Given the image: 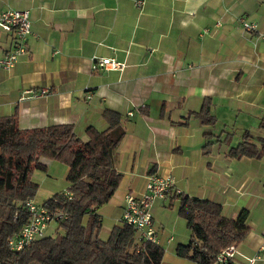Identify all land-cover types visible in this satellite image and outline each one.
Here are the masks:
<instances>
[{"label": "crops", "instance_id": "0c3cea01", "mask_svg": "<svg viewBox=\"0 0 264 264\" xmlns=\"http://www.w3.org/2000/svg\"><path fill=\"white\" fill-rule=\"evenodd\" d=\"M8 8L29 11L31 34L14 66L0 70V116L17 110L20 128L71 124L86 140L87 127H107L104 109L121 115L125 133L114 156L121 180L96 209L100 238L120 225L126 193H142L148 174L170 173L180 193L219 203L229 218L247 209L241 257L228 264L256 253L264 231V152L230 151L245 137L257 149L264 144V0H145L141 10L134 0H0V11ZM241 18L258 31L245 30ZM13 42L12 32L0 31V55ZM102 57L125 66L93 71V59ZM40 88L49 93H25ZM205 102L210 123L194 114ZM237 125L238 143L229 130ZM179 201L170 194L152 206L161 264H196L176 253L190 238Z\"/></svg>", "mask_w": 264, "mask_h": 264}, {"label": "trees", "instance_id": "16d2710c", "mask_svg": "<svg viewBox=\"0 0 264 264\" xmlns=\"http://www.w3.org/2000/svg\"><path fill=\"white\" fill-rule=\"evenodd\" d=\"M206 106L203 103L194 114L210 123ZM101 115L107 127L102 131L87 127L86 140L74 133L71 124L20 128L17 110L0 116V264H161L163 249L141 239L130 225H116L106 239L99 237L102 220L96 209L109 201L121 180L114 156L125 133L118 112L104 109ZM263 152L264 144L257 149L245 137L230 154L258 157ZM49 160L68 166L66 191L42 203L67 216L58 222L63 233L44 236L21 252H10L7 239L27 222L25 202L34 198L38 189L32 173L46 170ZM178 196V215L186 221L190 237L177 247L179 257L196 264H217L221 250L246 238L250 229L247 209L229 218L215 201L182 193Z\"/></svg>", "mask_w": 264, "mask_h": 264}, {"label": "built area", "instance_id": "2783aa9c", "mask_svg": "<svg viewBox=\"0 0 264 264\" xmlns=\"http://www.w3.org/2000/svg\"><path fill=\"white\" fill-rule=\"evenodd\" d=\"M135 7L141 10L145 0H134ZM240 22L243 28L250 32H256L257 24L248 22L241 18ZM0 31L12 32L14 42L12 48L5 54L0 55V70H10L19 56L26 51L25 42L31 34V22L28 10L8 8L0 11ZM264 38V35H262ZM125 66L124 62L109 57L93 59L91 69L93 71L101 70H121ZM32 96H45L49 93L48 88L39 90L28 89L25 91ZM126 115L131 116L132 111H127ZM179 195L180 190L175 188V179L170 173H151L146 176L144 191L140 194L128 192L124 196L123 211L121 223L133 227L138 236L152 243L157 244L158 239L153 226L152 206L158 199H166L168 195ZM29 213L27 222L21 227L20 231L7 239V246L10 252H21L30 248L32 244L46 236V228L51 221L57 223L66 218L59 210L52 211L43 206L42 203L36 202L33 198L25 202ZM240 256L237 244L221 250L217 257V264H228ZM243 264H257L258 261L264 260V231L261 234L260 243L256 253L250 257H243Z\"/></svg>", "mask_w": 264, "mask_h": 264}, {"label": "rangeland", "instance_id": "374dc122", "mask_svg": "<svg viewBox=\"0 0 264 264\" xmlns=\"http://www.w3.org/2000/svg\"><path fill=\"white\" fill-rule=\"evenodd\" d=\"M1 34H4V32L1 31ZM219 128L220 125L216 127V129ZM249 128H252L251 125H249ZM229 130L235 135L233 141L238 143L241 140L240 127L237 125L233 130ZM67 170L68 166L65 163L56 160H49L46 163V170L33 171L32 179L38 183V189L35 197L40 203H42V201L50 195L66 191L68 186L65 177ZM103 227L104 225L101 227L102 230L100 229L101 232L99 231V237L105 236V234L103 235ZM45 233L46 236H53L57 233H63V229L59 227L57 221H51L47 226Z\"/></svg>", "mask_w": 264, "mask_h": 264}]
</instances>
